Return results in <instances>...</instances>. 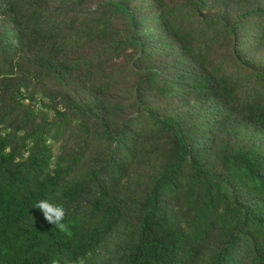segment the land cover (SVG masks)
<instances>
[{
    "label": "trees",
    "instance_id": "trees-1",
    "mask_svg": "<svg viewBox=\"0 0 264 264\" xmlns=\"http://www.w3.org/2000/svg\"><path fill=\"white\" fill-rule=\"evenodd\" d=\"M77 257L264 264V0H0V264Z\"/></svg>",
    "mask_w": 264,
    "mask_h": 264
},
{
    "label": "clouds",
    "instance_id": "clouds-1",
    "mask_svg": "<svg viewBox=\"0 0 264 264\" xmlns=\"http://www.w3.org/2000/svg\"><path fill=\"white\" fill-rule=\"evenodd\" d=\"M34 208L41 210L44 214L45 219L56 226L61 232H67L68 229L63 223L67 215V210L62 204H54L49 200H41L34 205ZM89 255H91L89 253ZM52 264H59V260H53ZM65 264H85L84 257H77L75 261H65Z\"/></svg>",
    "mask_w": 264,
    "mask_h": 264
}]
</instances>
